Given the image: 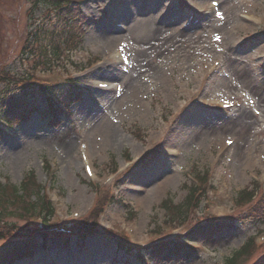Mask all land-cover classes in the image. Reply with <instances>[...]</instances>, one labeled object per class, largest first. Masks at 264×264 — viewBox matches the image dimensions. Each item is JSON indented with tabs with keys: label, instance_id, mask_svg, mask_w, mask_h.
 <instances>
[{
	"label": "rangeland",
	"instance_id": "rangeland-1",
	"mask_svg": "<svg viewBox=\"0 0 264 264\" xmlns=\"http://www.w3.org/2000/svg\"><path fill=\"white\" fill-rule=\"evenodd\" d=\"M211 1L74 0L72 25L82 39L54 53V40L69 31L64 21L42 7L30 14L31 0H0V95L29 101V94L59 81L54 92L67 106L54 122L32 111L27 118L10 116L11 128L0 124V181L19 185L35 172L49 188L57 216L70 220L86 216L99 197L101 205L116 201L98 217L102 232L83 242L74 235L67 247L50 246L59 264H226V257L264 231L263 196L252 202L239 196L252 182L263 191L264 0H217L219 18ZM119 48L127 56L120 64L110 57ZM99 79L121 88L99 89ZM75 91L83 94L73 99ZM37 95L43 113L49 101ZM213 96L235 106L222 110L203 102ZM106 121L119 131L114 141L100 135ZM60 136L73 143L72 161ZM229 138L234 143L228 146ZM81 143L91 149L96 177L85 171ZM198 175L208 194L187 216L232 218L205 232L204 245L172 244V237L192 229L181 226V218L165 224L169 216L161 202L170 194L171 208L179 205ZM6 206H0V227L6 221L25 227L22 212ZM16 234H0V247ZM262 235L236 264H251L264 252ZM115 237L138 246L131 254ZM158 242L162 250L151 251ZM28 256L17 264H52L42 250Z\"/></svg>",
	"mask_w": 264,
	"mask_h": 264
},
{
	"label": "trees",
	"instance_id": "trees-1",
	"mask_svg": "<svg viewBox=\"0 0 264 264\" xmlns=\"http://www.w3.org/2000/svg\"><path fill=\"white\" fill-rule=\"evenodd\" d=\"M32 5L28 8V12L33 14L38 8H46V13L48 15L55 14L60 20L65 22V27L69 28L68 34L65 35L64 39L54 40V49L59 50V46L64 42L71 44L72 42H76L75 38L78 36V31L76 25H72L74 19L76 20L75 14V6L73 1L71 0H31ZM76 10V9H75ZM35 38L39 35L38 32L34 33ZM61 40V41H60ZM55 41H59L56 43ZM32 50V49H31ZM32 52H37V48L32 50ZM36 55V53H33ZM38 92H33L31 95L29 94V101H23L20 97L21 95H11L10 92H4L0 95V109L4 111L7 117H19V116H28L30 112L40 107L38 100ZM54 109H50V113L55 114L53 112ZM16 114V115H14ZM10 117V120H13ZM202 178V177H201ZM202 180H204L202 178ZM5 184H0V206L7 204V208L10 207L14 214H18L22 212L18 217H25V221H27V225L22 228L21 225H17L16 223L11 222L9 225H4L0 227V234L5 236L6 233L13 230V232H17L14 236L15 239L0 247V264H13L18 258H26L34 249L42 248L43 246H47L49 242L58 243V244H66L70 241L71 235L75 232L80 236V238H85L90 232H99L100 228L98 227L97 220V210H93L91 214L84 219L78 221L71 227H68V231L66 233L59 232L58 235H55L53 239L48 238V233L51 231H56L57 225H52L55 223H50L53 215L55 214V209L53 202L47 196L45 192V188L42 184L37 182V178L34 172H30L26 174L25 179L21 183V186H13L14 191L5 187ZM9 186V185H8ZM200 187L196 185H192L189 187V193L186 199L180 203L179 205H175L174 208L171 204V199L167 198L163 201V206L167 209L169 221L185 220L187 217L188 208L196 206L199 197H196V192ZM13 195L14 197H8ZM256 196H258V189L255 187L245 188L241 194L240 199L243 202H252L256 200ZM247 199V200H245ZM260 201V200H259ZM5 207V206H4ZM4 210V208H3ZM259 211L264 213V197L261 199V203L259 204ZM24 214V215H23ZM32 216L38 217L40 219L39 228L30 225L29 220ZM179 220V221H182ZM31 222V221H30ZM218 221H212L210 218H207L206 221L198 223V226L193 230L192 236H200L205 239L207 234L205 232L210 231L211 228H219ZM65 227V226H64ZM74 230V231H73ZM120 246L127 245V241L120 239ZM162 246H156V250L161 251ZM253 243L248 241L244 246L237 250L230 257H227L226 264H236L237 259L248 254V251L253 250ZM32 250V251H31ZM251 264H264V252Z\"/></svg>",
	"mask_w": 264,
	"mask_h": 264
},
{
	"label": "bare ground",
	"instance_id": "bare-ground-1",
	"mask_svg": "<svg viewBox=\"0 0 264 264\" xmlns=\"http://www.w3.org/2000/svg\"><path fill=\"white\" fill-rule=\"evenodd\" d=\"M105 39H106V41L109 42L110 36L106 35ZM99 131H100V135L103 136L104 140H106V141H114L119 136V131L112 124H110L108 121H106L104 124H102L99 127ZM59 138H60L59 141L62 142V143H59V145L62 148H64V150L68 153V158L70 159V161H72L74 159V156H75V153H74L75 151H74L72 141H69V142L63 141L62 136H60ZM97 139H98V137H97ZM66 140H68V139H66ZM88 151H89V157L91 159L92 156H91L90 147L88 148Z\"/></svg>",
	"mask_w": 264,
	"mask_h": 264
},
{
	"label": "snow or ice",
	"instance_id": "snow-or-ice-1",
	"mask_svg": "<svg viewBox=\"0 0 264 264\" xmlns=\"http://www.w3.org/2000/svg\"><path fill=\"white\" fill-rule=\"evenodd\" d=\"M217 39H219V38H217ZM228 143H229V144H231V143H232V141H230V140H229V141H228Z\"/></svg>",
	"mask_w": 264,
	"mask_h": 264
}]
</instances>
